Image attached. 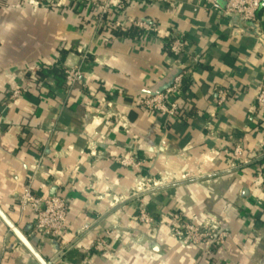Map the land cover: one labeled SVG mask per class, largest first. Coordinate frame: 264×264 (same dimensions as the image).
<instances>
[{
	"label": "crops",
	"instance_id": "crops-1",
	"mask_svg": "<svg viewBox=\"0 0 264 264\" xmlns=\"http://www.w3.org/2000/svg\"><path fill=\"white\" fill-rule=\"evenodd\" d=\"M213 1L123 0L124 9L100 26L95 5L0 0V209L45 260L264 264V109L256 105L264 4L257 21L244 24L222 18ZM138 21L157 33L136 29ZM173 34L187 44L180 60L168 50ZM52 67L78 69L80 79L68 86L48 74ZM181 68L190 72L182 118L140 108L143 97L171 87ZM220 91L230 93L222 106ZM30 182L39 196L67 200L58 238L35 233L21 210ZM143 206L154 224L140 221ZM175 212L198 226H220L225 244L179 242L171 233ZM0 264H39L1 218Z\"/></svg>",
	"mask_w": 264,
	"mask_h": 264
},
{
	"label": "built area",
	"instance_id": "built-area-1",
	"mask_svg": "<svg viewBox=\"0 0 264 264\" xmlns=\"http://www.w3.org/2000/svg\"><path fill=\"white\" fill-rule=\"evenodd\" d=\"M80 9L90 6H97V22L100 26L105 25V18L113 16L116 12L124 9L123 0H73ZM114 2V3H113ZM225 5L222 6L217 0L212 2V10L220 14L222 18H236L244 24L254 23L257 21L258 14L264 4V0H224ZM34 6H41L40 2H32ZM113 8L115 10H113ZM116 11V12H115ZM134 27L144 31L146 35L154 36L158 28L146 22H135ZM111 29L117 27L124 28L123 25L106 24ZM168 50L170 54L177 60L186 55L187 44L184 38L179 34L170 36ZM199 58L194 59L193 63L198 64ZM190 72L186 68H181L179 74L175 77L171 87L164 93L154 96H145L140 101V108L156 114L162 118H182L184 112V86ZM81 72L78 69H72L65 72V80L68 86H75L79 81ZM230 93L228 91L219 92L218 105H224ZM19 92H15L13 98H17ZM257 109H264V84L260 88V92L256 101ZM235 159L238 161L243 156L242 147L238 146L234 152ZM264 157V154L262 158ZM261 158V159H262ZM123 166L133 164L130 160H123ZM41 168V167H39ZM158 183H153V190L161 188ZM19 204L23 213L29 212L35 233L41 234L48 238H58L64 232L68 220V202L65 198L59 196L44 197L39 196L30 182L19 198ZM140 221L145 224H154L155 220L146 212L144 206L140 211ZM92 224H86L83 233L89 234L92 230ZM172 236L183 244L194 247L207 246L211 249L213 246H223L228 236L227 232L216 225L198 226L192 224L181 213L173 216ZM106 243L101 238L98 240V250L105 249ZM54 264V261H52Z\"/></svg>",
	"mask_w": 264,
	"mask_h": 264
},
{
	"label": "water",
	"instance_id": "water-1",
	"mask_svg": "<svg viewBox=\"0 0 264 264\" xmlns=\"http://www.w3.org/2000/svg\"><path fill=\"white\" fill-rule=\"evenodd\" d=\"M0 218L11 230V232L20 240V242L29 250V252L34 256V258L39 262V264H53L52 261L45 260L37 250L30 244L28 239L24 234L10 221V219L5 215V213L0 209Z\"/></svg>",
	"mask_w": 264,
	"mask_h": 264
},
{
	"label": "trees",
	"instance_id": "trees-1",
	"mask_svg": "<svg viewBox=\"0 0 264 264\" xmlns=\"http://www.w3.org/2000/svg\"><path fill=\"white\" fill-rule=\"evenodd\" d=\"M129 33H131V32H126L125 36H130ZM43 74H44L43 71H40L37 78L38 79L43 78L44 77ZM48 74L49 75L51 74L52 76L55 75L56 77L58 76V77H60V79L65 80V72L62 69H57L56 67H52L51 69H49ZM175 213H177V212H175ZM178 213H180V212H178Z\"/></svg>",
	"mask_w": 264,
	"mask_h": 264
},
{
	"label": "rangeland",
	"instance_id": "rangeland-1",
	"mask_svg": "<svg viewBox=\"0 0 264 264\" xmlns=\"http://www.w3.org/2000/svg\"><path fill=\"white\" fill-rule=\"evenodd\" d=\"M175 214H176V213H174V215H175ZM174 215H173V216H174Z\"/></svg>",
	"mask_w": 264,
	"mask_h": 264
}]
</instances>
